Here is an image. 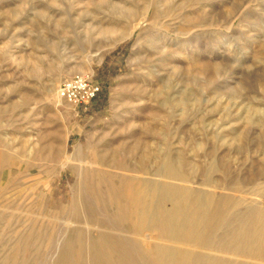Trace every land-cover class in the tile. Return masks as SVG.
I'll list each match as a JSON object with an SVG mask.
<instances>
[{"label": "rangeland", "instance_id": "1", "mask_svg": "<svg viewBox=\"0 0 264 264\" xmlns=\"http://www.w3.org/2000/svg\"><path fill=\"white\" fill-rule=\"evenodd\" d=\"M76 73L102 87L86 107L57 94ZM168 160L264 206V0H0V264H104L78 185Z\"/></svg>", "mask_w": 264, "mask_h": 264}, {"label": "bare ground", "instance_id": "2", "mask_svg": "<svg viewBox=\"0 0 264 264\" xmlns=\"http://www.w3.org/2000/svg\"><path fill=\"white\" fill-rule=\"evenodd\" d=\"M145 167L142 161L140 174L124 190L102 170L90 175L97 189L78 185L86 231L96 224L92 246L98 247L101 263L131 264L123 228L112 223L123 226L127 212L133 231L145 236L137 244L151 264H264V206L195 187L190 171L170 160L155 168L166 179L141 175L148 172Z\"/></svg>", "mask_w": 264, "mask_h": 264}, {"label": "built area", "instance_id": "3", "mask_svg": "<svg viewBox=\"0 0 264 264\" xmlns=\"http://www.w3.org/2000/svg\"><path fill=\"white\" fill-rule=\"evenodd\" d=\"M102 87L89 75L76 73L64 78L58 85V96L72 106L86 107L100 93Z\"/></svg>", "mask_w": 264, "mask_h": 264}]
</instances>
